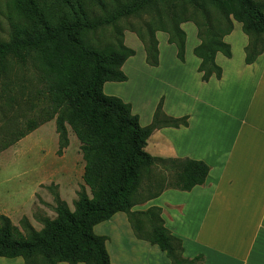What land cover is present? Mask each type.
Masks as SVG:
<instances>
[{
  "label": "trees",
  "instance_id": "trees-1",
  "mask_svg": "<svg viewBox=\"0 0 264 264\" xmlns=\"http://www.w3.org/2000/svg\"><path fill=\"white\" fill-rule=\"evenodd\" d=\"M12 4L19 20L13 38L0 40V74H7L9 64L20 66L32 59L49 105L25 130L15 124L0 129V154L55 120L58 155L69 147L71 131L81 145L85 167L74 211L57 195V218L43 220L41 231L24 219L23 234L0 218V258H21L24 264H113L109 239L97 235L95 228L125 214L135 238L158 247L170 264H205L203 255L184 257L183 242L166 227L162 208L134 211L167 190L189 193L205 185L210 167L204 162L155 158L146 151L156 131L187 128L189 118L166 116L162 99L152 124L142 127L132 106L106 96L103 88L128 81L122 68L136 52L125 45L126 32L137 35L145 62L157 68V33L168 35L177 59L185 63L187 34L182 25L193 24L200 41L193 53L201 60L202 82L209 83L222 79L216 57L232 58L225 39L238 23L249 39L244 63H256L264 54V1L14 0ZM144 15L150 20L143 27L123 26ZM158 165L173 171L170 181L163 176L151 179V169Z\"/></svg>",
  "mask_w": 264,
  "mask_h": 264
},
{
  "label": "crops",
  "instance_id": "crops-1",
  "mask_svg": "<svg viewBox=\"0 0 264 264\" xmlns=\"http://www.w3.org/2000/svg\"><path fill=\"white\" fill-rule=\"evenodd\" d=\"M186 25H182L183 30ZM128 34L125 33V45ZM159 36L157 33V40ZM243 46L245 48L247 44ZM172 47L176 51L172 52L171 64L163 72L167 71L168 78L177 84L194 81L196 91L183 94L188 99L187 103L181 102L182 111L179 114L169 107L166 98L169 96L160 95L150 112H141L146 122L140 118V124L142 127L152 124L153 114L164 99L163 111L166 116L176 119L188 117L189 125L187 128L156 131L149 139L146 151L155 158L204 162L210 167V173L203 187H196L189 193L167 190L151 202V207L163 209L166 227L183 242L185 258L193 259L203 255L206 258L205 264L219 263L220 260L232 264H264V54L250 66L245 65L244 59L242 71L238 70L231 75L220 64V56L223 55L218 54L215 63L223 70L222 79L212 78L209 83H203L199 73L201 60L196 57L197 61L189 63L187 43L185 63L179 62L177 49ZM143 48L138 43L139 51L130 49L138 56L145 52ZM163 55L159 42V66L153 68L146 63L148 68L161 72ZM133 58L124 64L123 72L134 62L131 61ZM228 60H233V53ZM246 73L250 79L237 80ZM156 76L165 77V72ZM232 84L239 86L237 93L232 94ZM132 111L137 115L133 106ZM202 111L211 114L202 115ZM142 123H147V126ZM179 193L185 194L182 198H187L186 202L174 200V196H179ZM188 205L191 211L202 213L198 228L189 234L190 238L186 237L185 230H181L185 225L180 229L179 224H176L178 217H185ZM169 209H175L174 213H168ZM122 242V246H118L113 253L108 249L113 264H170L166 254L156 246L151 247L135 237ZM140 248L152 252V256L148 253L140 254ZM22 261L21 258H0V264H21Z\"/></svg>",
  "mask_w": 264,
  "mask_h": 264
},
{
  "label": "rangeland",
  "instance_id": "rangeland-1",
  "mask_svg": "<svg viewBox=\"0 0 264 264\" xmlns=\"http://www.w3.org/2000/svg\"><path fill=\"white\" fill-rule=\"evenodd\" d=\"M13 1L0 0V40L10 41L15 34L14 27L19 18L13 10ZM149 20L150 16L144 15L142 19H138V17L129 19L123 26L127 27L130 24L139 29ZM195 29L193 24H187L184 27V31L188 36L189 63L197 61L196 56L193 54V49L199 42ZM127 33L129 34L126 45L139 51L138 43L143 46L142 42L136 34L134 36L132 32ZM159 35L158 40L164 53L162 71L156 72L152 71V68L149 69L146 62H144L145 52L143 54L139 53L131 60L134 62L129 64L128 70L124 71L129 81L125 84L108 83L104 90L106 96L118 97L131 104L137 112V116L143 122H146V117L142 116L141 112H150L160 95H168L169 97L166 98L169 107L179 114L182 111L181 102H186V99H188L183 94L196 91L194 81H190L189 84L187 82L177 84L174 80L168 78L167 71H164L165 77L156 76L164 73L163 69L167 68L173 57L172 52L175 50L166 41V34L159 33ZM225 42L232 48L233 60L230 61L226 57L220 56V64L226 68L227 73L230 75L238 70L242 71L246 56L245 49L249 44V39L243 33L240 24L235 23L233 33L225 39ZM245 43L247 46L244 48ZM8 67L10 70L7 71L6 75L0 74V129L5 126L12 127L15 124L25 130L28 122L39 121L36 120L37 112L49 105L48 99L32 59H29L26 64H20V66L9 64ZM171 68L173 69L172 65ZM241 79H250V77L246 73L237 80ZM238 87L236 84H232V94L239 91ZM204 113L211 114L208 111H202V115ZM218 120L222 121L219 118ZM142 124L147 126V123ZM69 142V147L61 156L58 155L59 139L54 120L39 127L15 146L0 154V218L9 220L12 226L18 228L21 233L26 234L23 228L24 219L36 231H41L44 228L43 220L57 218L55 212L57 195L74 211L78 194L84 186L83 167H85V163L81 153V145L71 131H69ZM166 169L160 165L152 168L151 179L152 177L163 176L170 181L173 171ZM182 195L185 194L175 195L174 200L180 203L186 202L187 198H182ZM143 196L147 197L148 194H143ZM151 202L134 208V211L147 210L151 207ZM164 202L165 199L161 204L163 205ZM189 205L188 208H185V217H178V223H176L179 224L178 228L180 229L182 225H185V228L181 230H185L187 238H190L191 235L189 234L197 230L202 217L201 212L191 211ZM174 211L175 209H169L168 213L172 214ZM128 222L125 214H118L114 219L95 228L97 235L108 237L107 245L111 253L118 249V246H122L124 239L135 237ZM1 225L2 220H0ZM145 247L152 249V246ZM139 253H148L152 256V252L144 248H140ZM214 264L232 263L227 260H220L219 263L214 262Z\"/></svg>",
  "mask_w": 264,
  "mask_h": 264
}]
</instances>
